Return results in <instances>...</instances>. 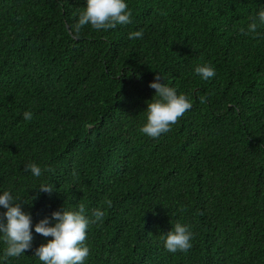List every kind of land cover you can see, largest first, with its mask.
Masks as SVG:
<instances>
[{
  "label": "trees",
  "instance_id": "1",
  "mask_svg": "<svg viewBox=\"0 0 264 264\" xmlns=\"http://www.w3.org/2000/svg\"><path fill=\"white\" fill-rule=\"evenodd\" d=\"M86 2L0 0V189L36 196L35 161L57 191L24 205L33 226L81 201L106 208L87 264H264V36L240 31L264 0H128L131 24L76 34ZM157 73L193 107L153 139L139 128ZM177 221L187 253L164 248ZM48 239L34 232L7 264H41Z\"/></svg>",
  "mask_w": 264,
  "mask_h": 264
},
{
  "label": "clouds",
  "instance_id": "2",
  "mask_svg": "<svg viewBox=\"0 0 264 264\" xmlns=\"http://www.w3.org/2000/svg\"><path fill=\"white\" fill-rule=\"evenodd\" d=\"M132 19L133 11L128 5V0H87L86 7L79 13L74 31L79 34L82 28L89 25L95 30L106 31L116 28L117 25L131 24ZM261 26H264V7H261L246 28L242 27L240 31L253 36H264V33L258 31ZM143 35L141 29L129 33V38L142 39ZM194 71L205 81L217 74L215 66L209 62L197 64ZM135 75L140 78V73ZM149 86L156 91L143 111L145 122L139 131L156 139L172 129L193 107V101L190 93L180 92L159 73ZM200 102H206V96H201ZM33 116L31 110L23 112L26 121H31ZM25 171L39 180L32 189L38 188L39 192L49 194L57 191L53 181L44 179L46 173H55V169L50 165L41 166L33 161L25 166ZM39 192L36 196H30V199H22L19 193L14 194L11 187L0 189V242L3 244L0 264H7L10 258H19L33 249L34 232L51 237L46 243L35 248L34 256L38 257L41 264H87L91 254L90 245L87 243L89 230L92 225L103 223L107 209L96 207L89 210L81 201L75 207L65 205L33 226L32 214L25 210L24 205L37 199ZM107 204L111 206V201H107ZM172 225L171 230L162 236L165 250L173 254L187 253L194 239L191 226L179 221Z\"/></svg>",
  "mask_w": 264,
  "mask_h": 264
}]
</instances>
